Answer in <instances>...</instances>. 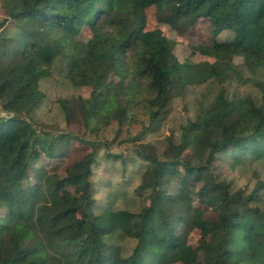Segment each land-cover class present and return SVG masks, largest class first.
Listing matches in <instances>:
<instances>
[{
    "label": "trees",
    "instance_id": "obj_1",
    "mask_svg": "<svg viewBox=\"0 0 264 264\" xmlns=\"http://www.w3.org/2000/svg\"><path fill=\"white\" fill-rule=\"evenodd\" d=\"M13 21V35L0 43V201L8 218L0 223V264H173L182 262L183 246L177 228L191 211L185 199L162 189V168L180 167L186 177L207 172L198 188L209 195L214 210L223 212L209 228L215 243L202 241L212 251L204 264H264V209L258 204L256 182L250 191L234 189L222 177L218 158L233 165L264 164V0H0ZM155 6L158 22L174 25L188 15L189 23L209 20L213 43L207 53L213 61H179L173 41L158 29H145V9ZM140 21L131 20V13ZM86 41L76 39L83 28ZM229 30L233 38L219 41ZM227 47L241 49L242 64L224 56ZM6 56V59L2 57ZM61 58L68 80L90 87L81 99L85 127L90 120H127L132 104H141L154 124L165 112L173 91L187 83L216 85L210 103L181 127L173 154L161 157L148 150L137 155L151 164V180L135 187L138 208L113 207L95 197L92 165L101 142L71 132L38 127L32 113L42 92L40 80ZM121 66L128 80L110 89V71ZM232 80L249 90L229 94ZM68 114L74 108H66ZM71 142L88 148L72 171L59 176L48 172L42 158L60 160ZM192 150V157L184 156ZM110 155V154H108ZM44 176L33 182L32 172ZM145 172V171H144ZM143 174V172H142ZM77 194L66 203L62 189ZM112 199V201H111ZM134 241L124 254L117 241Z\"/></svg>",
    "mask_w": 264,
    "mask_h": 264
},
{
    "label": "rangeland",
    "instance_id": "obj_2",
    "mask_svg": "<svg viewBox=\"0 0 264 264\" xmlns=\"http://www.w3.org/2000/svg\"><path fill=\"white\" fill-rule=\"evenodd\" d=\"M146 16L145 29H160L173 43V52L179 61L197 63L203 60L213 61L214 57L207 53L213 43V24L207 19H198L190 24L189 16H181L174 25L158 22L155 6H150L144 11ZM140 15L131 13V20L140 21ZM13 21L8 16L0 3V43L3 38L13 35ZM91 36L88 28H83L77 35L79 41H86ZM233 34L229 30L221 32L217 39L229 41ZM1 49V46H0ZM225 58L233 65H240L244 61L245 54L241 49L227 47ZM6 59V56L2 57ZM129 78V72L123 67H114L109 74L107 83L110 89H114L125 83ZM228 87L229 94L239 96L249 90V85L243 81L232 80ZM42 97L32 113L33 122L46 131L71 132L88 139L100 141L101 148L97 159L92 165V181L95 187V197L100 203L106 202V192L111 191L113 207L130 206L138 208V199L135 187L141 182L151 180V164L137 155L138 150H148L157 153L161 157L173 154L171 143L179 140L181 127L189 120H194L197 115L210 103L215 94L216 85L209 81L202 83H187L177 87L173 91L167 109L154 123L150 124L148 112L141 104H132L129 116L122 126L118 125L115 118H103L102 122L90 120V126H98L95 131L85 127L81 113V99L89 97L90 87L72 84L66 77V70L61 58H57L51 65L49 74L39 82ZM74 111L66 114L64 106ZM0 112H4L1 109ZM88 148L79 143L71 142L66 155L60 160L48 161L44 157L42 161L48 172H56L59 176L72 171L74 161L82 156ZM110 154V155H108ZM186 157H192V150H186ZM222 177L231 181L234 189L242 188L250 191L254 183L264 184V164L233 165L224 158H218ZM145 171V172H144ZM143 172V174H142ZM207 172L184 175L180 167L162 168V189L173 196L180 197L189 202L191 211L185 221L177 228L180 241L183 246L182 262L173 264H204L211 257L212 251L202 247V241L215 243L217 233L209 228L210 222H218L223 215L222 211L214 210L211 206L209 195L197 196L196 192L207 179ZM44 176L40 171L32 172L33 182L39 181ZM258 204L264 209V186L258 191ZM62 196L66 203H73L77 194L74 187L67 185L62 189ZM8 218V210L0 201V223ZM122 252L126 255L134 245L129 238L117 240Z\"/></svg>",
    "mask_w": 264,
    "mask_h": 264
}]
</instances>
